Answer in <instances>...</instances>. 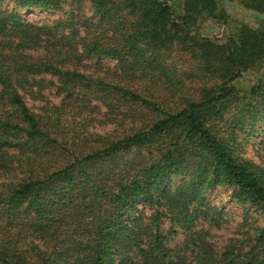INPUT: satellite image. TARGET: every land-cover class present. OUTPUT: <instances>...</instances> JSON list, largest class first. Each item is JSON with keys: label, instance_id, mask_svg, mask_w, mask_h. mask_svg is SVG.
Wrapping results in <instances>:
<instances>
[{"label": "trees", "instance_id": "16d2710c", "mask_svg": "<svg viewBox=\"0 0 264 264\" xmlns=\"http://www.w3.org/2000/svg\"><path fill=\"white\" fill-rule=\"evenodd\" d=\"M90 1L100 21L113 23V10L132 17L121 38L93 37L42 56L27 50L42 47L47 27L0 9V170L7 176L0 181V264H176L163 245L161 207L176 209L188 224V205L216 185H229L232 198L264 214V167L241 155L240 140L264 118V27L241 22L226 43H215L199 25L225 23L219 2L232 0H181L179 7L175 0ZM237 1L264 16V0ZM16 2L22 9L57 6ZM173 50L196 61L192 93L169 67ZM84 53L115 59L122 74L110 82L78 70ZM252 68L261 76L237 89L232 81ZM42 76L59 82L63 99L86 90L131 131L97 135L101 146L76 153L58 135V117L33 112L22 95L41 86ZM56 153L71 157L51 165ZM180 175L191 177L186 190L171 191L168 181ZM145 208L152 223L144 221ZM198 241L194 264L237 262L233 248L217 255ZM262 243L264 228L239 264H264V247L256 249Z\"/></svg>", "mask_w": 264, "mask_h": 264}, {"label": "rangeland", "instance_id": "374dc122", "mask_svg": "<svg viewBox=\"0 0 264 264\" xmlns=\"http://www.w3.org/2000/svg\"><path fill=\"white\" fill-rule=\"evenodd\" d=\"M118 1V0H115ZM181 0H175L179 7ZM228 13L226 22L220 24L213 19H208L199 25L201 33L207 35L215 43H226L229 37L234 36L241 22L253 27H264V16L252 9L246 8L237 0L219 2ZM56 7L42 9L38 7L22 9L16 0H0V9L13 10L22 21L45 26L47 34L41 36V48L27 50L35 56L51 54L57 46L64 49L70 45L80 46L87 43L91 38L103 37L105 42H115L120 37L121 29L129 27L130 15L125 12L114 11V21H100L95 13L93 3L90 0H57ZM180 12L179 9H176ZM100 21V22H99ZM116 23V24H115ZM121 38V37H120ZM60 39V40H59ZM86 56L81 60L78 70L92 75L103 77L106 81L116 79L122 74L118 68L117 61L111 57ZM181 51H170L168 64L174 74L184 83L186 93H192L198 86L195 84L196 66L195 60ZM131 59V58H130ZM132 60V59H131ZM261 76V71L256 68L246 70L232 81L239 90H248ZM43 84L33 83L31 92H22L28 107L35 113L46 114L56 119L58 135H62L67 141V146L76 153L85 154L93 147H99L103 140L96 136L115 137L128 134L130 124L119 125L120 115L113 116L104 106L90 99L88 92L75 90L73 99H63V94L57 91L59 82L50 77L42 76ZM37 81V80H36ZM76 96V100L74 97ZM165 102L172 100L165 93ZM90 97V98H89ZM176 99V98H174ZM149 116L151 112L141 109ZM148 116V117H149ZM55 120V121H56ZM247 135H241V155L260 166L264 167V118L259 119ZM132 152L125 154L128 158ZM71 156H59L58 153L52 157L51 165L61 163L63 159ZM16 164L15 167H20ZM20 169L17 168L13 176H19ZM7 178L0 170V181ZM191 177L172 176L168 181L171 191L186 190ZM203 201L191 203L186 209L192 220L185 224V219L176 215V209L172 210L162 206L161 210L166 215L162 216L160 230L164 236L163 245L173 255L171 257L176 264H194L195 243L202 238L208 242L217 255L233 248L234 255L239 264L242 254L256 243L260 231L264 228V214L254 205L237 202L231 197L232 188L229 185H216L204 189ZM152 210L145 208L144 221L149 222ZM152 223V220L150 221ZM192 237L193 243L190 242ZM264 247V243L256 249ZM261 251V250H260Z\"/></svg>", "mask_w": 264, "mask_h": 264}]
</instances>
